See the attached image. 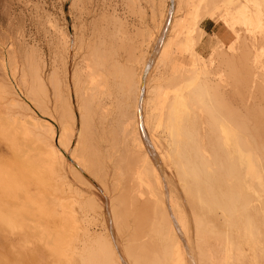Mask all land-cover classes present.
Segmentation results:
<instances>
[{
	"label": "bare ground",
	"instance_id": "1",
	"mask_svg": "<svg viewBox=\"0 0 264 264\" xmlns=\"http://www.w3.org/2000/svg\"><path fill=\"white\" fill-rule=\"evenodd\" d=\"M154 1L155 0H129L127 3H131L133 6L139 5L140 7L138 6V9H140L144 3H153ZM169 1L168 8L164 13V19L159 26L160 32L158 38L153 45V52L147 57L144 63L145 66L143 70H141L142 72H139L140 74L136 73L128 64H124L119 58L120 48L125 49L127 45L123 42L124 40H121L117 36L121 33L124 34L128 30H125L126 28H124L121 17L115 13V9L114 11H110L109 5L111 4H109L108 0H75L73 2L74 6H72L79 7L80 27L79 25H75L74 35L70 34L66 25L65 28H60V30L56 29L58 33L55 35L56 38L54 43L56 44V51H61L62 59L61 66L59 67L61 69L63 68L62 76L60 75L61 69H59V67L56 68L57 57L53 60V70L49 73L46 72L48 69L44 60L37 65L36 70L34 68L31 70L32 67H29L30 70L26 68L28 70V77L24 78V82H21L22 79L19 81L17 80L20 86H22L23 95L21 94L22 92H20L21 90L19 91L18 86L9 78H6V74H4L2 81H0V135L16 147L20 144V138L27 141V139H31L30 137L32 134L38 136L41 142L40 147L37 148L33 146L32 149L31 146H27L30 152L34 149L38 150L39 155L33 156L32 154L31 156L29 152L30 154L28 155L31 157L26 155L27 157L24 159L26 160V165L31 170L28 174L26 172V174L29 177H36V182L34 180L36 184L31 180L34 185H36L35 190H33V187L31 190L30 187L27 186V183H25L23 170L20 167H18L20 170L14 168L16 171L12 173L8 165L0 162V229L2 228L1 231L7 233L8 236L17 233L20 234L19 237L26 233L36 234V236L39 237L37 240L38 245L36 243V248L38 246L40 252H38L40 260H37L39 264H69L76 258L77 260H80V258L84 260V262L82 261L84 264L90 256L97 259V262H99L98 264H117L118 262H115L116 258L120 261L119 264H129L130 262H127V256L135 255L136 253V259L139 258L140 246L143 244L142 242L141 244L138 242L144 237L143 234L145 233L141 231L143 236L138 237L137 235L129 234V232L128 241H131V243L127 244V246L124 245L120 239H118V243L116 242L114 239V228L117 229L118 232V230L121 231L122 227L126 228L128 226L126 225L128 224L127 213L130 211H133L129 213V215H132L130 217L136 214L133 217L136 222H140L141 219L146 221L145 227L147 224L150 226L151 224L155 225L157 221L155 226L157 227V225H160L162 228L166 223V227H164L166 229L169 227L167 231H170L171 234L168 233L172 236L169 240L171 244L167 242V244L171 246H167V250H169L167 253L168 255L170 253L173 255L174 264H209L202 259L211 251L213 254L216 253L218 255V257L216 255L217 258H219V254L221 253L219 260L222 259L221 262H225V264H264V88L256 82L258 74L253 76L250 75L253 79L250 85L243 84L247 88L252 86V88L257 89L253 90L252 93L250 92V88L248 92H241L239 89H236L237 84H235L234 79L231 81V85H222L214 78L213 79L217 82L213 83L209 75H213L214 77L219 73H226L227 71L232 72L231 70L234 65L236 66L238 63L245 65L247 72L250 70L254 73L257 72L255 66H250L247 54H241L240 51H238L236 55H229L226 53L222 55L218 64L213 63L211 69L206 68L199 70L204 77L201 79L202 84L200 83L201 85L198 86V89L196 88L200 93L194 90L195 96L193 95L194 92H191L193 96L190 95V97L194 100V102L191 101L195 106L199 105L202 107V110L198 109L200 113L197 114L196 109L194 110V112L196 111L195 113L189 109V111L185 109L186 105L192 108V104L191 106L186 104V97L185 99L183 98L184 96L182 95H184V93L182 94V92L180 95L174 93L173 96H171L172 98L168 96V98H170L168 101L170 105H167L170 107L169 110L166 108V112L164 110L165 101L163 100L167 98L166 93L164 96L160 95L162 92V84H157L153 88L148 86L147 79L149 71L153 67L152 64L158 61L167 65V67L169 66L170 72H168L170 74L168 75L170 78L168 77V80L170 79V81H172L171 84H175V86L173 85L172 87L174 88L177 84H180L185 76V71H183L182 68H185V66L189 64L185 61L192 59V55H186V52L194 49L193 45L196 42L194 38H196V40L200 39L199 36L198 39L195 34L197 35V33H200L208 35L199 25L201 21L199 17L206 16L212 18L214 15L213 12H210L208 6L204 4L206 0ZM228 1L232 4V9L229 11L227 10L223 18H218L216 20L223 25L224 33L229 32L230 35L237 38V33L233 27L234 24L238 22H242L247 28L263 29L262 11L259 10L257 0H227V2ZM239 2L240 5L237 4L238 6H235V4ZM154 3L151 5H155ZM183 6L186 12L185 15L180 16L178 12ZM201 13H203V15H201ZM89 20H91V22ZM117 24H119V26H117ZM87 25H92V30L89 31V26ZM152 34L154 35V33ZM216 35L217 33L211 35L212 38H209V40L213 39ZM72 36L74 37V41H72ZM116 37L122 42H117ZM247 39L248 38L245 39L246 42H248ZM244 42L245 41L242 39L241 47H243ZM200 44L203 45L204 42ZM247 44L249 45L251 43L248 42ZM72 45H74L73 49L76 56L82 50H88V57L86 58L89 60H87L83 66V71L80 70V67H77L80 65H75V70L72 75L73 79H71L74 84L75 98L78 101L80 119L82 118L83 133L84 130H87V128L89 129V127L90 129L92 128L95 133L99 125H103V118H106L108 114L111 113L110 109L112 107L110 108V106L115 102L118 103L120 98L125 99L128 97V100L131 99L132 101L130 105L134 108L133 110L131 109L132 107L128 108L132 110L128 119L130 121L129 124H134L135 130H137L134 133H138V136H136L138 150L135 149L138 153L140 150L142 156L138 154L139 156L137 159L132 158L131 160V158H129L131 161L128 159L129 161L127 162L126 160V166L123 165V163H119L124 162L125 158V156L121 154L118 159H115L116 162L114 160L111 162L110 166L107 167L102 168L97 162V164L93 163L96 166L87 164L86 157L89 158L90 156H87V153L83 154L82 149L88 146L86 144H89L91 141V139H89L90 141L87 139L88 137L85 138V140L87 139L89 142L83 141L81 137L82 141L86 143L84 145L81 141V143H83L81 154H83V158L86 156L85 159H83L82 155L79 153L80 150L78 149L80 147L77 143L72 149L73 135H68V129L77 121L72 100V86L67 84L68 79H66L68 71L67 65L69 63V54ZM252 46L253 45H251V47ZM257 46H255L254 51H256V53L253 54V56L258 63V57L260 54L264 53V50H259ZM244 52L247 53L248 50ZM250 55L251 53L248 56ZM8 58H2L0 60V65L3 68L10 64L12 67V61L8 60ZM29 60L30 59H28V61ZM250 61L252 62V60ZM29 62H32V59ZM28 64L27 66H29ZM14 68L15 67L12 69L15 75L16 68ZM187 73H189V71H187ZM198 76L197 73V77ZM246 78L245 76L243 81H246ZM155 81H157V78ZM147 95L149 97H147ZM183 100L185 104L183 106L186 112L184 109L179 112L182 108L180 107L179 109L177 106L178 104L175 108L174 105L176 102ZM125 101L126 100H124V102ZM122 102L123 99L121 100V103ZM152 102L153 104H151ZM149 104H151L149 108L151 109V111L149 110L150 113L146 110ZM118 107L120 108L118 115L123 114V112H125V108L122 109L124 105L123 107ZM152 108L160 112H157V114L155 110H153L155 112L153 113ZM177 108L179 109L178 111L176 110ZM128 111L127 116H129ZM153 114L155 115L153 116ZM163 117L164 119L166 117L169 123L171 120L170 124L173 125V127H171L172 130H170L172 133L169 132L170 134L166 132L170 129L168 128L170 126L168 122L165 124V127L168 125L166 127L168 129L164 128L166 129L165 132L171 135L173 138L172 140H174L169 141V144L174 142L171 147L168 144V147L165 145V148L172 149V151L166 153L167 155L160 150V144L156 141L159 137L157 136V138L155 133L154 135L152 134L154 132L153 130V132L150 131L154 127L152 126L151 120L153 118L156 119L157 122L155 120L154 122L157 123L156 126L159 128L160 125H164L163 122L165 121ZM1 118L5 121L3 119L1 120ZM114 118L116 121L118 120L116 117ZM105 120L107 121L108 117ZM111 121L114 122V120ZM111 121L109 122L111 123ZM121 121L123 122V119ZM115 124L117 126L120 123L117 121ZM73 126L75 127V125ZM117 127L115 129H117ZM73 128L71 129L73 130ZM106 128L103 127V129ZM127 128V131L131 129H129V127ZM86 132H88V130ZM86 132L84 137H86L90 130L88 133ZM91 132L90 135L88 134L89 138H91ZM111 132L115 131L113 130L110 131V133ZM94 133H92L93 137L98 134L94 135ZM172 134H174V136ZM125 135L128 134L126 133ZM116 139L117 138L114 140ZM116 141L119 142V140ZM117 142H114V145ZM164 142L162 143L164 144ZM17 143L19 144L17 145ZM23 145L25 144L23 143ZM132 145L135 146L134 143ZM21 146L19 147L23 151L26 145L24 147L22 146V148ZM97 147L99 148V145L95 146V152L101 150H97ZM113 147L112 149L110 148L112 151ZM101 148H103V146ZM27 149L24 150L28 152ZM91 149L93 150V148ZM92 150L89 151V153H94V150L93 152ZM136 150H134L135 154ZM167 150L164 149L166 152ZM95 155L97 156L98 153ZM114 155L112 156L115 157L116 155ZM109 157L111 158V156ZM129 157H133V155L130 156L129 154ZM97 158L98 157H96L95 160H97ZM98 161L100 162L99 159ZM102 161L101 163H103ZM93 162L95 161L93 160ZM109 163L106 164L108 165ZM16 165L19 166L18 162ZM43 167L47 172L46 176L41 173L42 170H40V168L42 169ZM116 167L117 169H124L123 167H127L126 169L128 171L127 175H125L127 171L124 170V173L121 172V174L125 175V178L121 177V179L124 178L123 181L121 180L122 183L117 179V181L122 184L121 187L118 186L115 188V191L116 189L119 191L117 196H115L117 192L113 193L114 187L117 185L111 189L108 178L112 172H109V168L114 170ZM114 172L116 171L114 170ZM113 175L116 176V174ZM144 175H148L146 176L147 178H145ZM134 179L137 181L135 182ZM6 181L11 182L10 185L16 187L14 189H16L17 199L13 198L15 193L12 195L13 191L11 192V186L9 187ZM114 181L117 182L116 180ZM144 186L146 191L142 188ZM158 187L161 188V192H156ZM102 191L105 193V196ZM127 195L129 199L126 198ZM124 197L127 200L124 199ZM253 201H256V203ZM252 202L253 204H251ZM138 214L141 217L140 220H137ZM101 217H105V221L102 225L107 223L108 229L106 228L107 231L105 230V232L100 235L97 234L96 228H98L101 223ZM129 219L131 220V218ZM111 221L113 224L112 226ZM144 221H142V223H145ZM142 223L140 222V224L138 223L137 225H143ZM142 227H144V225ZM99 228H101V226ZM137 228L135 227L134 229L138 230ZM222 228L224 230H222ZM76 232H80L83 236L84 234L86 235V238L83 239V241L85 240V243L83 242L85 249L80 248V245H76V248L79 247L83 251L79 253L80 250H78L79 254L76 253L77 251L73 249L71 245L75 237L73 234ZM131 232L133 233V231ZM154 233L155 232H153V234ZM137 234L141 235L139 232H137ZM82 235H79L81 236L80 238H83ZM26 236L27 235H24L23 237ZM166 236L168 237V234ZM196 236L200 242L204 241L203 244L211 243L212 240L214 243L212 242L210 244L211 247L207 244L208 247L205 245V248L202 249V247H199L201 246L199 244L200 242L195 240ZM148 237L150 241L151 238L153 239V237ZM29 238L28 240L31 239ZM209 238H212V240H210L211 242L208 241ZM24 239L21 238L19 241L23 242L22 240ZM155 240H152L153 243ZM159 240L156 241L159 242ZM161 240L166 241L162 239V237ZM245 240L251 243H247L250 245V249L251 247L253 248L250 250L249 254H246L245 251L247 250L243 248V244L245 243L244 245H246ZM19 241L17 240L18 243H20ZM133 241L136 242L134 243ZM145 241L144 244H146ZM95 243L97 244V248L93 247ZM88 244L92 246L93 249L96 248L97 250H92ZM147 244L149 245V243ZM160 244L162 245V243ZM20 246H22V243H20ZM26 246L30 249L28 244H25V248ZM144 246L146 247V245L142 246L145 250ZM154 246L158 247L159 244L158 246L154 244L150 246V248L152 249ZM164 247L166 248V246ZM11 249L12 247H10L9 250ZM14 249L15 248L12 249L13 252ZM147 250L148 253L149 251L152 252V250ZM43 253L45 254V259H43ZM143 255L145 257V254ZM150 256L148 258H150ZM22 257L24 256L22 255ZM132 257L134 258V256ZM211 257L216 258L214 255ZM35 259L32 260L34 261ZM140 259L141 258H139V260ZM157 260L159 259L157 258ZM162 261L163 260L160 262L162 263ZM216 261L218 263V260ZM212 262L213 260H211L210 264H213L215 261ZM145 264H147V262Z\"/></svg>",
	"mask_w": 264,
	"mask_h": 264
},
{
	"label": "rangeland",
	"instance_id": "2",
	"mask_svg": "<svg viewBox=\"0 0 264 264\" xmlns=\"http://www.w3.org/2000/svg\"><path fill=\"white\" fill-rule=\"evenodd\" d=\"M74 1L75 0H0V60L2 58H5L6 59V58L9 57L8 60H11L12 61L11 62L12 63V67H11V64L9 65L10 67L7 65V67H5V68H3L0 65V81H2V78H3L4 74H6L7 75L6 78L7 79L9 78L11 81H13V83L16 86H18L19 91L21 90L20 92H22L21 94L23 95L22 86H20V84L18 83V81L21 80V79H22L21 82H24L25 81L24 78L25 77H28L27 72H28V70H30L29 67H32L31 70L33 68L36 70L37 65L40 64L44 60V62L47 64V69H48V70L46 69L47 70L46 72L49 73V72H51L53 70L52 63H53V60L55 58H57V57H58L57 58L58 60L56 61V63L58 65L56 64V68L59 67V66H61L60 65L61 64V59H62V57H61V51L60 52H58L59 50L56 51L57 48H56V44L54 43L55 38H56L55 35H57L58 30H60V28H65L66 26L69 29L70 34H73V32L75 30L74 29L75 25L78 26L80 24L79 23V21H80V17H79L80 12H79V9H78L79 7L78 6L77 7H73L74 6L73 5V2ZM156 1H157V3H156ZM158 1H160V0H155L154 1L155 3L153 2L155 5H151V4H153L151 2H150L151 4L150 3H147L148 5L146 3H144L145 5L143 4L142 7L143 8L145 7V8L143 10V8L141 7L142 9L140 8L141 9V11H140V9H138V6L139 5L133 6V4H131V3L128 4L127 2H129V0H108L109 4H111V5H109L110 6V8H109L110 11H114V9H115V13L121 17V20L123 22L124 28H126L125 30L126 31L128 30L127 32H125V30H124V32H125L124 34L121 33L120 35L117 36L121 40H124L123 42L127 45V47L125 49L124 48H120L121 50H120V53H119V58L122 60V62L124 64H128L129 66H131L133 68V70L136 73H138V74H140L139 72L141 70H143V68L145 66L144 63L146 62L147 57L151 54V52H153V49H154L153 48V45L155 43V40H157L158 34L160 32L159 31V26L161 25V22L164 19V15H165L164 13L166 12V10L168 8V5L170 3L169 0H164L165 2L163 0H161L162 2L161 1L158 2ZM257 2L259 4V10L262 11L261 17H262L263 29H261V28H252V29L251 28H247V27H245L242 24V22H238V23L234 24V27H233V29H235V31L237 33V38H235L234 36L230 35L229 32H226V30H225L226 33H224V29H223L224 27H223V25L221 24V22L216 21L218 18H223L224 15L227 13V10L229 11V10L232 9V7H233L232 4H230L229 1L227 2V0L226 1L225 0H206V2L204 4L208 6V9L210 10L211 13L213 12L214 15L212 16V18H209V17H206V16L199 17L200 20H201L200 23H199V25L208 33V35L207 34H200V33L199 34L197 33V35L195 34V36H197V38L199 36L200 39L198 38L199 40H196V38H194V41H196L194 43V45H193L194 49L186 52V55L187 54H189V56L192 55V57H191L192 59H189V60L185 61L186 63H189V64L186 65L185 68H182L183 71H185V76L181 80V83L180 84H177V86L173 88L172 86L173 85L175 86V84H171L172 81H170V79L168 80V77H169L168 74H170L169 73L170 72L169 71V66L167 67V65L162 64L161 62L156 61L154 64H152L153 67L149 71V75H148V79H147L148 86H150V88H153V87H155V85L161 83L162 84V88H161L162 92H161L160 95L161 96H164L165 93H166V97L167 98H168V96H170V98H172L171 96H173L174 93H176L178 95H180L181 92H182V94L184 93V95H182V96H184L183 97L184 99L186 97V99H185L186 100L185 102H187L186 104H188V106L189 105L191 106V104H192V106H191L192 108H189L186 105L185 106L186 107L185 109H187V111L190 110V111H193V112L196 109L197 110V114H198V113H200L199 110L200 109L202 110V107H200L199 105L198 106H195V104L193 103L194 100H192V98L190 97V95H192L191 92H194V90H197L198 89V86H200L202 84L201 83V81H202L201 79H203L204 77H203V74L199 72V70H203V69H206V68H210L211 69L213 63L218 64V62L220 61V59H221V57H222L223 54L228 53L229 55L230 54L231 55L232 54L236 55L238 53V51H240L241 54H245V55L247 54V58L249 57L248 58V62H250V66L251 67H252V65H253V67L255 66V69H257L256 70L257 72L254 73L252 70H250V71L247 72L245 65H243L241 63H238V64H236V66L234 65L233 69L231 70L232 72L227 71L226 73L225 72L224 73H219V74L215 75L214 77H213V75H209L210 76L209 77L210 80L212 79L213 80V83L214 82L216 83L218 81V83H220L222 85H226V84L227 85L228 84L231 85L232 84L231 81H233V79H234L235 84H237L236 89H239L241 92H248L251 89L250 92L252 93L253 90H257V89L252 88V86L251 87L249 86L247 88V87H245V85L246 84L247 85H250V82L253 81V79H252L251 76L258 74L257 75V81L256 82L259 83L260 86L262 85V88H264V71H263L264 70V53L260 54V56L258 57L259 58L258 63L256 62V60H255V58L253 56V54L256 53V51H254L255 46L258 45L257 47L259 48V50H264V0H257ZM237 4L240 5V2L239 3H236L235 6H238ZM71 6H72V8H71ZM185 12H186L185 11V7L183 6V8H181V10L178 12V15H180V16L185 15ZM201 15H203V13H201ZM89 21L91 22V20H89ZM87 26H89V31L92 30V28H93L92 25H87ZM117 26H119V24H117ZM79 27H80V25H79ZM56 29H58V30H56ZM55 30H56V32H55ZM152 33H154V35ZM214 33H217V35L213 39L209 40V38H212L211 35H213ZM148 36L151 37V38H149ZM201 36H203L204 38L201 37ZM245 37L248 38L247 40L251 44H249V45L247 44L248 42H246V40H245L246 38ZM118 38H117V42H119V41L122 42L121 40H118ZM242 39L245 41L244 42V45L245 46L243 45V47H241L242 46L241 45L242 44ZM72 41H74V37L73 36H72ZM203 42H204V44L201 45L200 43H203ZM251 45H253V46L255 45V46L254 47L252 46L253 47L252 48ZM249 47H251V48H249ZM71 48L72 49H70L71 52L69 54V56H70L69 57V63L67 65L68 71H67V78L66 79H68L67 84H70L72 86V100H73V104H74V109H75V113H76V121H77V122L75 121L76 123L73 124V125H75V127L72 125L74 128L71 126V128H73V130L71 128H70L71 130L68 129V133H69L68 135H73V139H72L73 146H72V149L76 146V143H77L78 146L80 147L78 149V150H80V152L78 151L80 154L83 151V154H86L87 153L86 154L87 156L89 155L91 158L93 157L92 159L90 157L87 158L86 156H84V158H83V154H81L83 159H85V157H86L87 164H89V165L91 164L92 165L93 163L95 164L97 162L102 168L103 167L110 166L111 162H113L115 159H118L119 156H121V155H124L125 156L124 162H119L121 164L123 163V165H125L126 160H127V162L130 160L129 158H131V160H132V158L133 159L134 158L137 159V157L139 156L138 154L141 155V153H140V150H139V153L137 152V150H138V147L137 146L138 145H136L137 144V141H136V138L137 137L136 136H138V133L137 134L134 133L137 130H135L134 124H131V125L129 124L130 121H129L128 118L130 117V115H131L132 110H133L134 107L132 105H130L132 103V101H131V99L128 100V97H126L127 99L126 98L125 99L124 98H120V101L118 103L115 102L117 104L114 103L112 106H110V108L112 107L110 109V112L111 113L110 114L107 113L108 116H107V114H106V116L108 117V120L109 121L114 120V122L111 121V123H110L108 120L106 121L105 120V119H107V117H106V118H103V120H104L103 123H102L103 125H101V124L99 125V128L102 127L101 129H103V127L104 128L107 127L106 128L107 130L106 129L101 130V129L98 128L97 129L98 131L95 130L96 132L94 133V130L92 128L90 129V127H89V129L87 128L88 132H89V130H90V132L93 130L91 132V136H90L91 138H89L90 132L89 133L86 132L87 130H84V133H83L82 123H81L82 118L80 119V113L78 111V101L75 98V92H74V87H73L74 84L72 83V80L71 79H73V76L72 75L74 73L73 71L75 70V68H74L75 65H80V66H77V67H80V70L83 71V66L85 65V63L87 62V60H89V59L86 58V57H88V50L87 49H85L87 51L82 50L76 56L75 51L73 49L74 48V45H72ZM240 48H241V50H240ZM242 48H243V50H242ZM202 50H203V54H202ZM247 50H248L247 53L244 52V51H247ZM84 52H86V53H84ZM6 53H8V54H6ZM58 53L60 54V56H59ZM250 53H251L250 56L252 58L250 56H248ZM89 58H91V57H89ZM253 58H254V60H253ZM28 59H30L29 61H31V59H32V62H29ZM38 60H40V61H38ZM250 60H252V62ZM25 62L27 64L29 63L28 64L29 66H27V64ZM0 64H1V62H0ZM32 64H34V65H32ZM24 65H25V67H24ZM13 67L16 68V69L14 68L16 70V74L15 75L13 73V69H12ZM23 68L24 69H26V68L28 69L29 68V69L28 70L27 69L24 70ZM59 69H61V68L59 67ZM62 69H61V72L59 71L61 76H62ZM23 71H26V72H23ZM187 71H189V73H187ZM197 73L199 75L198 77H197ZM245 76L247 77L246 78V81H243ZM158 77H160V78H158ZM156 78H157V81H155ZM213 78L215 80H217V81H215ZM219 79H221L222 81L219 80ZM159 80H160V82H159ZM225 80H227V81H225ZM224 81H225V83H224ZM243 82H245V83H243ZM243 84H245V85H243ZM172 88H173V90H172ZM197 92H199V91L197 90ZM193 95L195 96V92L193 93ZM147 97H149V96L147 95ZM167 98H164L163 99L165 101L164 110L166 112H167V110H169V107H170L169 106L170 103L168 102L170 98H168V99ZM122 99H123V102L121 103V100ZM124 100H126V101L124 102ZM196 100L198 102V99L197 98H196ZM206 100H207V98H206ZM170 101H172V100H170ZM119 103H120V105H119ZM151 104H153V102ZM151 104H149L147 106V108H146V110H147L148 113H150V111H151V109H149L151 107L150 106ZM167 104H169V105H167ZM123 105H124V107H123ZM125 105L126 106L128 105V106L126 107ZM176 105L178 106L179 109H180V107L182 108V110L181 109L179 110L177 108L176 109L177 111L178 110H179V112L180 111H183V109H184V106L183 105H185L184 104V100L183 101H180V102H176V104L174 105V107ZM114 106H116L117 108L114 107ZM118 106L123 107L122 109L125 108L126 114H125V112H123L124 115L123 114L118 115L119 114V109H120ZM113 108H114V110H113ZM128 108H131L132 110L131 109H128ZM166 108H167V110H166ZM185 109H184V111H185ZM117 110H118V112H117ZM153 110H155L156 113L157 112H160V111H156L157 109L152 108V111ZM164 110H162V111H164ZM127 111H128L129 116H127ZM155 112L153 111V113H155ZM166 112H163V113H166ZM154 115L155 114H153V116ZM110 116H111V118H110ZM118 116H121V117H118ZM114 117H116V118L118 117L117 118L118 119L117 121H119V123H120V124H118L119 126L117 125L118 127L115 124V122H117V121L115 120ZM119 118H122L123 119V122L121 121L122 119H119ZM126 118L128 119V121H127ZM2 119L3 118H1V120ZM124 119H126V120H124ZM154 120L156 121V119H154V118L151 120L152 121V126H154V127L150 131L151 132L154 131L152 134L154 135V133H155L156 137L157 136L159 137V138L157 137L159 140L156 139V141L158 142V144H160L159 146H160V150L163 151L162 153H164V152H165V154L166 153H169V151H172V149L167 148L168 147L167 144L171 147V145H173V143H174V142H172L171 144H169L170 143L169 141H171L173 139L171 135H168V134L172 133L170 131V130H172L171 127H173V125L170 124L171 123V120H170V123H169L168 119L166 120V117H165V119L163 117V120L165 121V122H163L164 125H160L161 127L159 126V128H158V126H156L157 123H155ZM125 121H126V123H125ZM167 122L170 124V126L168 127L170 129L166 131L168 134L165 132V130L168 129V128H166L168 125L165 127V124H167ZM107 123L110 124V125H108ZM104 124L106 125V127H105ZM111 124L112 125L114 124L115 127H114V125L112 126ZM122 124H123V126H122ZM128 125H130L131 127L128 126ZM116 127H117V129H115ZM127 127H129V129L131 128L129 130L130 133H129V131H127L128 130ZM132 128H134V129H132ZM164 128H166V129H164ZM108 130H110V131H113L114 130L115 132H111L110 133V131H108ZM131 130H132V132H131ZM102 131H104V132H102ZM85 132L89 134V135L87 134L86 137H84L85 136L84 135ZM82 133H83V136H82ZM92 133H94V135L98 133L95 136L96 139H95V137H93V134ZM126 133L129 136L128 135H125ZM115 135H116V137H115ZM131 135H134V136H131ZM172 135L174 136V134H172ZM97 136H98V138H97ZM161 136H163V137H161ZM81 137H82L83 141H85V142L86 141L89 142L90 141L89 139H91V141H90L91 143L89 142V144H86L85 142L82 141ZM100 137H101V139H100ZM114 137L117 138L116 140H119V142H117L116 140H114L115 139ZM168 137L171 138V139H169ZM30 138L31 139L30 140L27 139V141L26 140H22L21 138H20L21 140L19 139V142H20V144L23 147L26 145L25 146L26 148H23V151H22V149H20V147H19V146H21L19 143H17V145L18 144L19 145H18V147H16L10 141L6 140L4 137H2L0 135V162L8 165L9 166V169H10V171H12V173H15V171H16V169H14V168H17V170H20L18 168V167H20L23 170V177H24L25 183H27V186L30 187L31 190H32V187H33V190H35L36 189V185H34V183L36 182V177L33 178V176L32 177L31 176L29 177L27 175L28 172H30L31 170L26 165V160H24V159H25V157H27L26 155H28L30 153H31L30 154L31 156H32V154H33V156L38 154V150H35L34 149L32 152H30L29 151L30 149L27 146H31L32 149H33V146H35L34 148H37V147H40V143L41 142L39 141V137L36 136V135L34 136L32 134ZM85 138H87L89 141L87 139L85 140ZM132 138H133V140H132ZM167 138H168V141H167ZM98 140H99V142H98ZM77 141H79V142H77ZM81 141L84 143V145L86 144L88 146L83 147V145H82L83 143H81ZM132 141L135 144V146L132 145L133 144ZM161 141L162 142L165 141L164 144ZM172 141H174V140H172ZM114 142H117V143H115V145H114ZM125 142H126V144H125ZM23 143L25 145H23ZM112 143H113L114 147H116V148L113 147ZM100 144H101V147L103 146V148L100 147ZM97 145H99V148L97 147V150L101 149L102 152H101V150L95 152L96 149H94V148ZM161 145H163V146H161ZM165 145L167 146L166 148H165ZM22 146H21V148H22ZM131 146H133V147H131ZM82 147H83V149L81 151V148ZM86 147L87 148L89 147L90 149L89 148L87 149ZM112 147H113V151L114 152L111 150ZM91 148H93L94 153H91V152L89 153V151L92 150ZM106 148L107 149L108 148L109 149L111 148V149L110 150L109 149L107 150ZM24 149L25 150L27 149L28 152H26ZM133 149L136 150L137 156H136L135 151ZM164 149L165 150L168 149L167 152L164 151ZM93 150H92V152H93ZM103 151H104V153H103ZM97 153H98V155L96 156L95 154H97ZM99 154H100V156H99ZM129 154H130V156L133 155V157H129ZM30 155H28V156L31 157ZM112 155H114L115 157H113ZM109 156H111V158ZM96 157H98L97 160H95ZM104 157L105 158L107 157V158L105 159ZM80 158H81V156H80ZM98 159L100 160V162L98 161ZM93 160L95 162H93ZM102 160H104L105 162L102 161ZM101 161L104 164L101 163ZM17 162H18V165L19 166L16 165ZM115 162H116V160H115ZM106 163H109V164L107 165ZM105 164H106V166H105ZM94 166H96V165H94ZM123 168L124 169H121V168H118L117 169V167H116V169H114L116 172H114V170H111V168H109V172H111V171L113 172V173L111 172L110 173V176H108L109 183L111 184V189H113V187L117 185L116 187H114V191H113V193L114 192L115 193L117 192L115 194V196H117L118 195V192H119L118 189H116V191H115V188H117L118 186L119 187L122 186L121 183L124 180L125 175H127V173H128V171L126 169L127 167L126 168L123 167ZM105 169H107V168H105ZM40 170L43 171V172L41 171L42 175H44V176L47 175V172L44 169V167L42 169L40 168ZM124 170L127 171V172H125L126 173L125 175L124 174H121V172L124 173ZM26 172H27V174H26ZM113 174H116V176L113 175ZM144 176H145V178H147L146 176H148V175H144ZM118 177H120V178H118ZM121 177H124V178L121 179ZM30 178H33V179H30ZM117 179L121 183L119 181H117ZM31 180H33V182L35 180V182L33 183ZM114 180H116L117 182H115ZM30 181L33 183V185L35 186V188H34V186L32 185V183ZM136 181L137 180H135V182ZM6 183H7V185L9 187L11 186L10 185L11 182L6 181ZM30 183H31V185H30ZM116 183H118V184H116ZM152 183H153V181H152ZM112 184H113V186H112ZM14 188H16V187L11 186V192L13 191L12 192V195L15 193L13 195V198L14 199H17L16 189H14ZM142 188H144V191H146L145 186L142 187ZM156 188H157V186H156ZM159 188L160 187H158V190L156 189L157 190L156 192H159V191L161 192V188H160V190H159ZM50 192H51V190H50ZM249 192H248V194H249ZM102 193L105 196V193L103 191H102ZM125 197H124V199H126V198L129 199L128 198L129 197L128 195H127L126 198ZM253 202L256 203V201H253ZM253 202L251 204H253ZM130 212L127 213V215H128L127 216L128 217V224H126V225H128V226L126 228L122 227L121 228V231L118 230V232H117V229L114 228V232H115L114 233V235H115L114 236V239L116 240L117 243H118V239H120L124 243V245H127V244H130L131 243V241H128L129 240V234H134L135 236L137 235L138 237L144 235V237L139 240L140 242H138L136 240L137 238L135 240L138 243H140V244L142 242V244L143 245H146V247L144 246V248H145V250H144L143 247H142L143 245L140 246V256H142V257L139 256V258H141L140 260H139V258L136 259L137 254L135 253V255L127 256V258L129 259L128 260L126 258L127 259V262L128 263L130 262L131 264H139V263L140 264H142V263L145 264L146 262H147V264H150V263L151 264H153V263L154 264H174L173 255L171 253L168 255V253H167V251H169V250H167L168 249L167 246L171 247L168 244L170 243L169 240H170V237H172V236L169 235L170 231H167V230H169L168 229L169 227L167 229L165 228L166 227V223L165 224L163 223L164 225L162 226V228L160 227V225L159 226L157 225V227L155 226L157 224V221H156V224L155 225L154 224H151V226H150L149 224H147L150 227L147 226V225L145 227L146 221H144V219H141V217L138 214L137 217L139 219L137 218V220H140L141 219V221H140L141 223H142V221L145 222V223H142L144 225V227H145L144 228V227H142L143 225H139V226L137 225L138 223L140 224V222H136L134 220L135 218H133L134 215H136V214H134L133 217H130V216H132V215H129ZM129 218H131L132 221ZM104 221H105V217L101 219V223L99 225V227L101 226V228H99V227L96 228V230L98 232L97 234H100L101 235V234H103L105 232V230L107 231V229H108L107 223H105V225L104 224L102 225V223ZM129 222H131V223H129ZM135 223H136V225H135ZM108 224H110V223H108ZM112 225L113 224H112V221H111V226ZM129 225H130V227H129ZM134 225H135L136 228L139 227L140 230H139V228H137L139 231L136 230V229H134L135 228ZM158 228H161V229H158ZM125 229H128V230H125ZM156 229H157V232H156ZM163 229H165V230H163ZM1 230H2V228L0 229V264H33L35 260L36 261L37 260L38 261L40 260V255L38 254V252H39L38 246L36 248V243L38 245V241L37 240H38L39 237H37L36 234H34V233H29L30 235L27 234V233L24 234V235H27L28 237L27 236L26 237H23L24 235H21V237H19L20 234H18V233L15 234V235L8 236L7 233H5V232H3ZM222 230H224V229L222 228ZM131 231H133V233ZM134 231H136V232H134ZM141 231H144L143 233H145V234L141 233ZM166 231H167V233H166ZM137 232H139V234H141V235H138ZM153 232H155L154 233L155 235L153 234ZM159 234H160V236H159ZM167 234H168V237L169 238L166 236ZM73 235L75 237H74V239H73V241L71 243L72 248L77 251V252L75 251L77 254L82 253L83 251L80 248L85 249L84 248V246H85L84 245L85 240L83 241V239L86 238V235L84 234V236H83L82 234H80V232H78V233L76 232ZM79 235H82L83 238H80L81 236H79ZM152 235H154V236H152ZM148 236H150V238L153 237L154 240L156 238H157L156 240H159V239L161 240V237H162V239H164L166 241H163V240L160 241L159 240V242H158V241L155 240L154 243H153V241H152L153 239L151 238V241H152L151 242L150 240H148V238H149ZM157 236L159 237V239H158ZM21 238L22 239L26 238V239L22 240L23 242H21V241H19ZM28 238L30 240H28ZM17 240L20 243H22V246H20V243H18ZM143 240L144 241L146 240L145 241L146 244H144V241ZM195 240L197 242H200L199 239L197 238V236L195 237ZM210 240H212V238L211 239L209 238L208 241L211 242ZM24 241H26V242H24ZM75 241H77V242H75ZM136 241H133V242L135 243ZM30 242H33V243H30ZM167 242H168V244H167ZM203 242L204 241H202V242L199 243L201 246L198 245L199 247H202V249L205 248V245L207 246V244H209V246L211 247L210 244L212 242L214 243L213 240H212L211 243H207L206 242L207 244H205V243L203 244ZM245 242H246V240H245ZM16 243L19 244V245H17ZM147 243H149V245ZM160 243H162V245ZM163 243H164V245H163ZM247 243H250V242L247 240L246 245H244L245 243L243 244V248L245 250H247V251H245L246 254H249L250 253V250L253 249V248L251 247V249H250V247H249L250 245H248ZM25 244H28L30 246V249H31L32 246H34V247H32V249L30 250L26 246V248H27V250H26ZM154 244L157 245V246L159 244V246L158 247L154 246L151 249L150 246H153ZM9 245H11V246H9ZM73 245H74V247H73ZM76 245H80L79 246L80 248L79 247L76 248ZM81 246H83V247H81ZM164 246H166V248ZM10 247H12V249L15 248L16 250L14 249V252H13L12 249L9 250ZM90 247L94 251L97 250L96 249L97 248V244L96 243H95V245H93V247H96V248L93 249L92 246H90ZM141 247H142V249H141ZM146 248L149 249V250H152V252L149 251V253H148V250ZM34 249L35 250L37 249V250L35 251ZM78 250H80L79 253H78ZM153 250L154 251L157 250V251L154 252ZM17 251H19V252H17ZM145 252H147V253H145ZM150 252H151L152 255L150 254ZM210 253L212 255H214L215 257L217 255L216 253L213 254L212 251ZM210 253L208 254L210 256V258L206 254V256L202 260L208 262L209 264L211 263V260H213V262L215 261L214 263H216V264H221L222 263L221 262L222 259L219 260V258L221 257V253L219 254V258H217L218 255H217L216 258L211 257L212 255ZM143 254H145V257H144ZM159 254H161V255H159ZM22 255L24 257H22ZM36 255H37V257H36ZM44 255L45 254L43 253V257H44L43 259H45V256ZM132 256H134V258ZM149 256H150V258H148ZM20 257H21V260L22 261L24 259L23 263L20 260ZM157 258L159 260H157ZM32 259H35V260L33 261ZM143 259H146V260H143ZM166 259H168V260H166ZM214 259L218 260V263ZM115 260H116L115 262H118L117 264L120 263V261L118 260V258H116ZM137 260L140 261V262H138ZM147 260H149L150 262L147 261ZM161 260H163L162 263L160 262ZM36 261H35L34 264H39V262L38 261L36 262ZM79 261H81V262H79ZM82 261L84 262V260H81V258H80V260H77V258H76V259H73L69 264H83ZM219 261H220V263H219ZM85 263H87V264H98L99 262H97V259H95L94 257H91L90 256V257H88L87 262L85 261ZM223 263L225 264V262H223Z\"/></svg>",
	"mask_w": 264,
	"mask_h": 264
}]
</instances>
